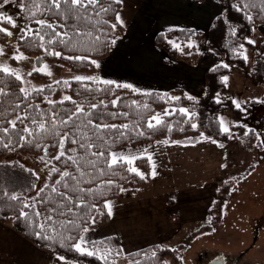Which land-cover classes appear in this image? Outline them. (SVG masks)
<instances>
[{
	"label": "trees",
	"instance_id": "obj_1",
	"mask_svg": "<svg viewBox=\"0 0 264 264\" xmlns=\"http://www.w3.org/2000/svg\"><path fill=\"white\" fill-rule=\"evenodd\" d=\"M223 5V11L217 15L211 22L208 30L205 33L197 32L191 29H176L166 32L158 33L155 37V44L161 49L165 50L172 61L184 60L189 64L197 62V50L195 46L190 44L197 38L204 36V47L217 53L222 62L209 68L205 73V88L198 96H190L185 94L181 89H174L165 93L162 92H138L126 88H113L111 92L103 91H88L86 89H96L103 87L96 85L90 81L83 83L76 80H59L60 82L69 81V86L65 87L63 83L50 82L45 75L38 72H32L31 78L44 77L46 84L37 89H43L42 92L30 89L31 95L27 100L23 98L20 93V88L23 83L16 81L14 77H8L0 73V88L8 93L7 96L0 95V127H9V135H0V140L4 143L11 141V146L5 148L0 144V222L9 223L11 228L19 236L30 242L39 250L50 253L53 256H63L65 261L75 264H103V261L95 256L81 255L69 247H60L59 242L53 244L50 241L43 239L38 240L35 232L39 231L35 227L38 221L35 217L29 220L18 218L20 212V205L18 201H10L5 193H24L27 197H36V184L38 180L37 175H33V170L16 159L4 160L7 156L14 154L21 157L37 158L41 162H45V168L49 170L46 182L50 187L54 181L60 178V173H53V167L59 168L60 172L69 171L75 174V167L71 162L64 163L62 158L60 161L53 157L58 154L59 137L48 136L40 141L41 145H47V155L45 156L43 147H37L36 139H30L27 142L20 141L16 132H19L23 125L18 124L16 132H13L7 121L15 119L16 112L20 114H27L29 116L35 115L37 111L47 112L51 114L53 107L47 103L45 97L52 101L59 102L63 100L60 97L61 93L75 101H65L64 103H57L55 111L60 112L62 116L67 112L74 111L76 104H81L85 111L91 110V105H99L101 101L107 107H97L94 115L103 114V122L115 125H131V130H125L127 138H117L119 133H105V136L112 137L110 148L105 152L117 150L123 147L135 145L142 142L152 141H166V143L177 144H193L201 139H210L215 141L219 147L226 146L231 139L240 142L243 149L250 151L253 149L257 140L256 133L253 128H247L243 123H240L241 110L236 108L232 97L225 95L227 85L224 82V77L228 74L229 65H237L241 70L246 69L247 60L242 54L245 46L256 50L255 47L248 43V38L251 36L253 27L257 24H264V0H219ZM106 6L111 7V11L103 17L106 23L97 25L99 31H93V35H100L101 43L99 45L95 42H86L81 46V50L70 51L60 44L46 45L41 48L38 42L30 40H21L22 33L18 30L15 38L16 47L20 52L27 56H33L36 62L54 60L56 57L50 55V52L59 51L62 56H81L82 60H67L58 58L59 62L74 72H94L95 66L91 64L90 60H100L109 55L112 48L111 40L118 38L124 33V28L117 25L113 31L111 24H116V13L120 12L121 4L111 3L109 0H103ZM237 9H240L239 11ZM20 13L28 26L35 29L37 25L33 19L26 17L25 12L20 10ZM249 16L251 20H249ZM36 18L45 19L47 22L54 25L63 24L64 20L54 14H45L44 16H37ZM69 24L73 21H68ZM0 27H5L10 30V26L0 23ZM65 29L57 28V31H64ZM104 33H107L105 36ZM176 37L179 40L178 46H169V39ZM47 40V37L45 38ZM9 37L0 33V47L7 44ZM251 61V70L257 80L264 87V41L260 43L259 50L253 52ZM227 65L228 67H224ZM51 86V87H50ZM24 88V87H23ZM172 96H176L172 98ZM191 97V99H189ZM117 101L114 107L112 102ZM260 102L251 101V104L258 107H264V95L259 100ZM20 104V108L14 111V106ZM39 106L37 109L36 106ZM180 108L187 110L188 115H182L179 112ZM166 111L170 114L165 115ZM108 113H127L125 116H117L113 118ZM230 113L234 120V124L230 125L229 132L223 131L221 116ZM159 115L164 121L162 126L155 129H149L147 123L153 116ZM95 122L99 123L100 120ZM155 123V121H153ZM197 124L194 130L191 124ZM29 127L31 125L29 120L25 121ZM169 128L171 131H169ZM251 130V131H249ZM63 131H73L71 126ZM142 132L143 135L138 133ZM245 132L248 135H245ZM26 135V134H25ZM77 148L70 142H66L65 150ZM95 150V149H94ZM78 154L83 155L82 150H77ZM67 154H71L68 152ZM44 157V159H41ZM91 158V157H90ZM141 173L144 174V179L139 176L127 172L124 168L116 169V175L111 173L104 176H97L91 183H81L80 187L86 189H93L92 195H84V202L94 205L89 215L96 217L94 225L84 224L79 221L82 226L94 228L102 225L109 220L107 209L104 207L106 200L118 195L121 188L129 187L136 189L148 184L150 166L148 160L144 157L135 161L134 165ZM104 168V164H100ZM112 180L111 187L106 186V182ZM44 183V184H45ZM232 180L223 182L216 192V198L207 211V215L213 219L211 224H216L220 219L221 208L225 199L226 192L231 185ZM35 185V189L29 186ZM25 189H28L25 191ZM75 199V197H74ZM38 208L41 206L38 204ZM74 213L83 215L89 212L87 208H76L72 205ZM99 209V212L96 210ZM25 211H28L25 209ZM73 213V214H74ZM100 213H103L102 215ZM54 216V220L64 221L73 216ZM43 222V221H39ZM212 225L202 226L198 230L190 233L177 248H170L160 245H151L145 248L136 250L129 254H122L120 250L119 241L116 237H106L98 241H104L103 248L111 249V255L108 256V264H115L118 260H127L125 264H182L180 251L183 247L194 237L199 236L203 232L210 230ZM62 231V229H61ZM70 235H77V231H73ZM72 243H75L73 241ZM155 253V255H153ZM99 255V253H98ZM170 260V263L166 261Z\"/></svg>",
	"mask_w": 264,
	"mask_h": 264
},
{
	"label": "snow or ice",
	"instance_id": "obj_2",
	"mask_svg": "<svg viewBox=\"0 0 264 264\" xmlns=\"http://www.w3.org/2000/svg\"><path fill=\"white\" fill-rule=\"evenodd\" d=\"M111 3L121 4L123 0H109ZM15 4V6L25 12L26 17L33 19L37 27L25 25L19 29L22 33L20 36L21 40H30L39 43L41 48L46 49V45L60 44L70 51L81 50V46L85 45L86 42H95L99 45L101 43L100 35H93V31H99L97 25L104 24L103 17L111 11L110 6H106L103 0H0V9H4L6 5ZM238 11L240 9H237ZM45 14H54L64 20L63 24L54 25L47 22L45 19L36 18L37 16H44ZM116 24H111L110 27L114 31L117 25L123 27L124 22L120 17V14L116 13ZM73 21L69 24L68 21ZM249 20L251 17L249 16ZM0 23L9 25L11 28H17V23L14 18L7 15L5 11H0ZM57 28L65 29L64 31H57ZM0 33L12 37L13 32L8 28L0 27ZM106 36L107 33H104ZM47 37V40L45 38ZM116 40H111V44L115 45ZM249 44L254 43L252 40H248ZM178 46V45H177ZM3 54V49L0 48V55ZM50 55L56 58H63L67 60H82L84 57L81 56H62L59 51L50 52ZM247 59V57H244ZM16 60L24 59L23 54L13 57ZM91 64L99 68L100 64L96 60H90ZM224 67H228L224 65ZM36 72H43L46 75H51L45 65L43 69H34ZM0 73L5 74L8 77H14L16 81L23 83L22 76L10 69L8 66L0 67ZM29 75H32L30 72ZM77 82L83 83L84 81H90L96 85H102L101 88L86 89L88 91H103L111 92L115 88H126L132 91L135 89L129 84H121L108 79L101 78L99 76L94 77H76ZM225 84L227 83V77H224ZM57 83H63L65 87L69 86V81H57ZM51 87V86H50ZM35 91L42 92L43 89H36ZM20 93L23 95L25 100L31 95V93L21 87ZM0 95L7 96L8 93L4 89L0 88ZM191 99V97H189ZM45 100L49 105L53 107L51 114L47 112L37 111L35 115L20 114L16 112L15 119L7 121L13 132H16L17 125H23V128L16 132L20 141L27 142L30 139H36L37 147H43L45 156L47 155V145H41L40 141L47 138L48 136L59 137L58 143V154L53 158L57 161L64 159V163L71 162V165L75 167V174L69 171L60 172L59 168L53 167L51 172L60 173V178L55 180L53 185L50 187L45 183L37 192V196L27 197L24 193H5L4 195L10 201H18L20 205V212L18 218H24L29 220L31 217H35L38 223L35 227L39 229L34 234L38 240L43 239L50 241L53 244L59 242L60 247H71L75 252L81 255H88L90 257L95 256L96 258L103 261V264H108V256L111 255V249L103 248L104 241H95L88 238L85 234L89 232V227L82 226L79 221H83L84 224L94 225L96 222L95 216H90L89 213L94 205H90L84 202V195H92L93 189H86L80 187L81 183H91L97 176H104L109 173L116 175V169L124 168L127 172L135 174L144 179V174L141 173L134 165L138 159H143V156L136 155H125L122 153L105 152L110 148L112 137L105 136V133H119L117 138H127L125 130H131V125H115L103 122V114L94 115L97 107H107L103 101L99 105H91L90 111H85L81 104H76L75 110L67 112L66 115L62 116L60 112L55 111V105L57 103H64L65 101H72V98L65 96L63 100L56 102L52 101L48 97ZM260 102V101H257ZM117 101H113L112 104L115 107ZM37 109L39 106H36ZM20 108V104L14 106V111ZM236 108L244 111L239 103L236 104ZM179 112L182 115L187 116L188 112L184 108H180ZM166 111L165 115H168ZM113 118L117 116H127V113H108ZM29 120L31 125L29 127L25 124V121ZM96 120L101 122L97 123ZM155 121V123H153ZM223 124V121H221ZM164 121L159 115L153 116L148 121L147 127L149 129H155L156 127L162 126ZM71 126L73 131H61ZM191 127L195 130L197 124L192 123ZM169 131L171 129L169 128ZM225 133L229 132L227 127L223 128ZM251 131V130H249ZM26 134V135H25ZM143 135L142 132L138 133ZM0 135L8 136L9 127H0ZM245 135H248L245 132ZM259 139V137H257ZM66 142H70L73 145H77V148L65 150ZM213 143L215 141H212ZM166 143V141H165ZM0 144L3 147L8 148L11 146V141L4 143L0 140ZM261 146L264 147V141L261 142ZM82 150L83 155L78 154L77 150ZM95 149V150H94ZM70 152L71 154H67ZM147 152V150H145ZM91 157V158H90ZM44 159V157H41ZM147 159L151 162V156H147ZM104 164V168L100 167V164ZM152 175L155 176V165H152ZM33 175H36L33 173ZM39 179V176H36ZM113 184L112 180L106 182V186L111 187ZM31 189H35V185L29 186ZM28 189H25L27 191ZM121 192L125 189L121 188ZM75 197V199H74ZM41 207L38 208L37 205ZM75 204L76 208H87L89 212L83 215L74 213L72 205ZM104 207L107 209V215L112 216V205L110 202H106ZM27 209L28 211H25ZM99 212V209L96 210ZM74 213V214H73ZM73 214L69 219L64 221L54 220V216H67ZM101 215L103 213H100ZM43 221V222H39ZM62 229V231H61ZM77 231V235H70L71 232ZM75 241V243H72ZM99 253V255H98ZM155 255V253L153 254ZM55 259L63 261V256H56ZM216 259H219L218 257ZM210 264H216L213 260Z\"/></svg>",
	"mask_w": 264,
	"mask_h": 264
},
{
	"label": "rangeland",
	"instance_id": "obj_3",
	"mask_svg": "<svg viewBox=\"0 0 264 264\" xmlns=\"http://www.w3.org/2000/svg\"><path fill=\"white\" fill-rule=\"evenodd\" d=\"M0 11H5L17 23V28H10L13 36L9 37L7 44L0 47L3 49V54L0 55V67L6 65L19 73L23 78V87L28 91L41 88L46 84L44 77L31 78L29 75L30 72H36L33 71L34 69H43L45 65L51 75L38 73L47 76L50 82L76 80V77H100L97 67L94 72H74L63 66L58 58L36 62L33 56L23 54L16 47L15 38L17 31L27 23L15 4L6 5ZM248 40L256 43L255 37L248 38ZM202 42H205L204 36L197 38L194 42L191 41L190 44L193 43L198 51ZM177 45H179V40L176 37L169 39V46ZM242 51L243 56L247 57L246 69L241 70L237 65H229L228 74L225 76L227 77V88L224 94L232 97L235 105L237 103L241 105L244 111L241 112L239 122L245 124L247 128H253L256 136L259 137L252 150L243 149L240 142L234 138L222 148H219L212 140L204 138L199 140L197 145L192 146L193 150L199 152L195 159L192 153L190 157H184L181 155L182 150H177L172 146L173 144L169 145V143L165 146V142L159 140L142 142L111 151L143 156L146 159L150 155L151 162L147 159L150 166L148 184L136 189L129 187L123 189L129 193L138 191L141 194L147 191L167 192L170 194L169 198L176 202L179 201L178 210L181 211L193 206L194 199L198 198L204 187H212L214 184L220 187L223 182L232 180L225 195L219 221L211 224L217 216L212 219L207 217V222L201 227L212 225V228L194 237L183 247L180 251L182 264H204L208 259H216V256L227 259L229 264H264V147L261 146V142L264 141V107L251 104V101H259L262 98L264 87L255 80L250 68L249 61L252 58L251 55L254 54L247 46ZM21 53L24 59H13ZM113 62H117L118 66L120 64V60L115 56ZM101 78H104L103 75ZM60 95L62 98L67 96L65 93ZM175 97L172 96V98ZM221 121H223L222 127L229 129L234 120L230 113H226L221 116ZM161 145L163 146L159 147ZM204 147L208 148L207 153L201 151ZM11 159L18 160L39 176L36 184L37 190L44 185L49 172L45 168V162L37 158H20L14 154L7 156L4 160ZM153 163L155 176L151 174ZM165 163L166 174L163 171ZM125 191H119L118 195L122 198L126 197ZM115 197L106 202L109 200L112 203L116 202ZM199 228L200 225L196 226L187 235ZM180 245L166 247L177 248ZM166 262L170 263V260L167 259ZM115 264L123 263L116 262Z\"/></svg>",
	"mask_w": 264,
	"mask_h": 264
},
{
	"label": "crops",
	"instance_id": "obj_4",
	"mask_svg": "<svg viewBox=\"0 0 264 264\" xmlns=\"http://www.w3.org/2000/svg\"><path fill=\"white\" fill-rule=\"evenodd\" d=\"M222 11L223 5L219 0H123L119 14L124 22V33L115 39L109 55L98 61L100 77L103 75L104 79L129 84L138 92L165 93L181 89L190 96L200 95L205 88L206 71L221 63V57L205 48V42H202L195 64L184 60L172 61L167 52L155 44V37L158 33L176 29L205 33ZM252 37L256 39V43L251 44L256 50L250 48L253 54L264 41V24L253 27L249 38ZM114 56L120 60L119 66L113 62ZM199 142L171 144L182 150L184 157H190L192 153L195 159L199 152L192 146ZM201 151L207 153L208 148ZM163 171L167 173L166 163ZM217 190V184L204 187L194 199L193 206L185 211L178 210L179 201L169 198L167 192L147 191L141 194L125 191L126 197L118 195L116 202L108 201L112 205L109 220L89 228L85 235L95 241L116 237L123 255L151 245L178 246L190 230L207 222V211L216 198ZM55 257L19 236L9 223L0 222V264H75ZM117 262L125 264L127 260Z\"/></svg>",
	"mask_w": 264,
	"mask_h": 264
},
{
	"label": "flooded vegetation",
	"instance_id": "obj_5",
	"mask_svg": "<svg viewBox=\"0 0 264 264\" xmlns=\"http://www.w3.org/2000/svg\"><path fill=\"white\" fill-rule=\"evenodd\" d=\"M218 256H216V258H217ZM219 259H213V258H211V259H208L204 264H210V262L211 261H213V260H218L219 262L221 261V262H223V264H229L228 263V261H227V259H225V258H221V257H218ZM233 264V263H232Z\"/></svg>",
	"mask_w": 264,
	"mask_h": 264
},
{
	"label": "water",
	"instance_id": "obj_6",
	"mask_svg": "<svg viewBox=\"0 0 264 264\" xmlns=\"http://www.w3.org/2000/svg\"><path fill=\"white\" fill-rule=\"evenodd\" d=\"M216 261V264H223V262H219L218 260H215Z\"/></svg>",
	"mask_w": 264,
	"mask_h": 264
}]
</instances>
